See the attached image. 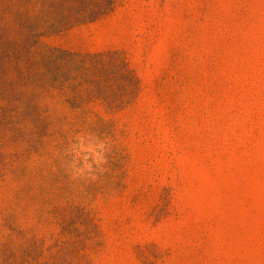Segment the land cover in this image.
<instances>
[{
    "label": "rangeland",
    "instance_id": "1",
    "mask_svg": "<svg viewBox=\"0 0 264 264\" xmlns=\"http://www.w3.org/2000/svg\"><path fill=\"white\" fill-rule=\"evenodd\" d=\"M0 264H264V0H0Z\"/></svg>",
    "mask_w": 264,
    "mask_h": 264
}]
</instances>
